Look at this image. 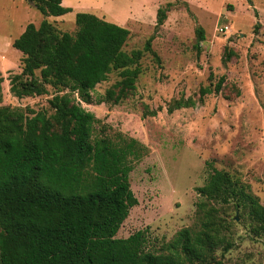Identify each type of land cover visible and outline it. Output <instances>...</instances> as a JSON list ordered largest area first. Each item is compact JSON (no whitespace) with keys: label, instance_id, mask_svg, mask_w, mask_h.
Masks as SVG:
<instances>
[{"label":"rangeland","instance_id":"obj_1","mask_svg":"<svg viewBox=\"0 0 264 264\" xmlns=\"http://www.w3.org/2000/svg\"><path fill=\"white\" fill-rule=\"evenodd\" d=\"M63 2L75 13H91L127 28L129 37L122 48L126 53L142 50L153 36L151 52H143L137 62L140 73L135 89L126 98L116 104L96 102L120 80L117 71L95 86L90 104L72 95L95 117L94 135L114 142L134 140L144 149L145 155L133 164L128 177L137 204L116 238L144 231L146 248L158 252L178 230L196 231L197 189L211 169L227 173L244 194L263 204L264 0ZM167 3L172 7L154 32L156 11ZM20 4L21 0H0V106L50 116L48 101L67 91L46 86L45 95L15 97L9 81L20 74L22 55L1 40L16 39L22 27L38 26L43 19L60 32L73 34L75 14L43 17L28 0H22V6L30 11ZM197 26L204 31L198 50L194 48ZM220 77L224 81L215 94L212 90ZM25 79L20 77L16 87L20 89ZM203 88L211 92L199 98ZM188 98L194 107L167 112L174 100ZM235 203L216 205L231 248L216 250L214 258L220 264H264V231L255 235L254 221Z\"/></svg>","mask_w":264,"mask_h":264},{"label":"trees","instance_id":"obj_2","mask_svg":"<svg viewBox=\"0 0 264 264\" xmlns=\"http://www.w3.org/2000/svg\"><path fill=\"white\" fill-rule=\"evenodd\" d=\"M61 2L30 0L43 17L70 13ZM171 7L157 9L154 32ZM74 24L70 34L45 19L38 26L28 23L11 43L22 55L21 72L9 81L15 97L45 95L46 86L67 93L48 101L50 116L0 106V264H220L215 251L226 252L231 243L216 205L233 200L254 221V234L264 231V203L244 194L227 173L211 169L197 189L196 231L178 230L158 252L146 248L144 231L116 238L137 204L128 177L144 149L134 140L94 135L95 117L72 95L90 104L95 86L117 71L120 80L96 102L116 104L126 98L135 89L137 62L143 52H151L153 36L142 50L126 53L127 28L86 12L75 13ZM203 40L197 26L194 48ZM223 81L218 79L213 93L220 92ZM210 92L201 89L199 98ZM194 106L190 98L174 100L167 112Z\"/></svg>","mask_w":264,"mask_h":264},{"label":"crops","instance_id":"obj_3","mask_svg":"<svg viewBox=\"0 0 264 264\" xmlns=\"http://www.w3.org/2000/svg\"><path fill=\"white\" fill-rule=\"evenodd\" d=\"M63 4H64V2H63V0H62L61 5L64 6ZM20 6H21L20 8L23 7V8L25 9V7L22 6V0H21V4H20ZM64 7H65V6H64ZM30 10H31V9H29V8L25 9V11H27V12L30 11ZM71 11H72V12H70V13H68V14H73V15H74L75 12H73L72 9H71ZM65 15H67V14H65ZM65 15L60 16V17H64ZM20 26H21V25H20ZM20 26H18V27L20 28ZM25 26H26V25H25ZM25 26L22 27L21 30H19V31H18L19 28L17 29L18 32H17L16 36H19V35L24 31ZM16 38H17V37H16ZM13 40H14V39H12V37H11V38L9 37V40H8V39H7V40H1V42H2V43L4 42L5 46L10 47V46H11V43L13 42Z\"/></svg>","mask_w":264,"mask_h":264},{"label":"water","instance_id":"obj_4","mask_svg":"<svg viewBox=\"0 0 264 264\" xmlns=\"http://www.w3.org/2000/svg\"><path fill=\"white\" fill-rule=\"evenodd\" d=\"M28 2H30V0H28Z\"/></svg>","mask_w":264,"mask_h":264}]
</instances>
